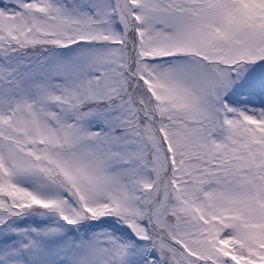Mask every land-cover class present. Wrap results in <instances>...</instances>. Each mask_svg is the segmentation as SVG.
<instances>
[{
  "label": "snow or ice",
  "instance_id": "6c2138e0",
  "mask_svg": "<svg viewBox=\"0 0 264 264\" xmlns=\"http://www.w3.org/2000/svg\"><path fill=\"white\" fill-rule=\"evenodd\" d=\"M0 264H264V0H0Z\"/></svg>",
  "mask_w": 264,
  "mask_h": 264
}]
</instances>
